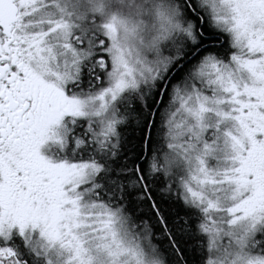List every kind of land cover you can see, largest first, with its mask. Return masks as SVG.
<instances>
[{"label": "snow or ice", "instance_id": "snow-or-ice-1", "mask_svg": "<svg viewBox=\"0 0 264 264\" xmlns=\"http://www.w3.org/2000/svg\"><path fill=\"white\" fill-rule=\"evenodd\" d=\"M0 264H264V0H0Z\"/></svg>", "mask_w": 264, "mask_h": 264}]
</instances>
